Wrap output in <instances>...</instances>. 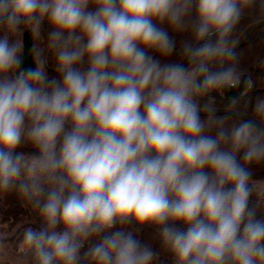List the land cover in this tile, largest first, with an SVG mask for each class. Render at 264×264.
<instances>
[{"label":"clouds","instance_id":"clouds-1","mask_svg":"<svg viewBox=\"0 0 264 264\" xmlns=\"http://www.w3.org/2000/svg\"><path fill=\"white\" fill-rule=\"evenodd\" d=\"M257 3L0 0V195L38 212L34 264H156L145 228L173 264H264V97L251 117L200 103L238 85L232 34Z\"/></svg>","mask_w":264,"mask_h":264},{"label":"trees","instance_id":"trees-1","mask_svg":"<svg viewBox=\"0 0 264 264\" xmlns=\"http://www.w3.org/2000/svg\"><path fill=\"white\" fill-rule=\"evenodd\" d=\"M264 13L260 10V5L257 3L252 8L246 10L245 15L236 26L232 39L234 41L240 36L244 29L256 21V19ZM264 20V19H261ZM260 20V21H261ZM167 27V25H164ZM47 23L44 25L42 36L46 39V33L49 31ZM4 34L3 30H0V36ZM169 34L176 40L177 50L179 52L180 45L184 40L190 39L187 32H173L169 29ZM22 39L24 44V63L25 66L32 65V59L30 54V48L33 43V37L31 33L24 30L18 37L13 39ZM43 43V41H41ZM178 52L174 53L169 59L175 60L178 58ZM236 52V63L239 73V82L236 87L226 89L220 92H212L209 96L200 99L201 105L211 104L215 108H230L242 113L253 115L252 106L258 97H264V26L252 29L241 41ZM158 55V54H154ZM162 62H164V59ZM48 71L50 75H56L52 70L51 64ZM235 100V104L230 106V100ZM226 114H217V117L224 116ZM202 118H206V115H202ZM237 116H233L232 119H236ZM214 134V133H213ZM28 151V149H23ZM253 178L252 180H264V164L252 165ZM19 198V197H18ZM253 201L256 199V195L253 196ZM20 210L18 212H12L4 214V218L11 222L15 220H27L24 222L23 231L29 227H35L40 223L38 212L29 203L25 202L21 198L18 200ZM3 215V214H2ZM264 216V212L260 213ZM139 238L153 247L154 250L160 253L159 259L156 264H173L170 254L161 248L159 239L155 237L152 229L145 228L140 234ZM87 245H85V249ZM84 251V250H82ZM26 264H34L30 256L25 255V251L22 253ZM82 264H88L87 259L82 260Z\"/></svg>","mask_w":264,"mask_h":264},{"label":"rangeland","instance_id":"rangeland-1","mask_svg":"<svg viewBox=\"0 0 264 264\" xmlns=\"http://www.w3.org/2000/svg\"><path fill=\"white\" fill-rule=\"evenodd\" d=\"M252 182L257 193L264 192V180H252ZM18 200V196L14 193L0 195V264H26L22 256L25 251L22 236L23 225L27 220L11 222L4 218V214L20 210Z\"/></svg>","mask_w":264,"mask_h":264},{"label":"water","instance_id":"water-1","mask_svg":"<svg viewBox=\"0 0 264 264\" xmlns=\"http://www.w3.org/2000/svg\"><path fill=\"white\" fill-rule=\"evenodd\" d=\"M264 26V20H261L259 23L253 22L252 24H250L249 26H247L244 31L240 34V36L238 37V39L236 40L235 44H234V50L236 51L241 43V41L243 40V38L254 28H258ZM216 113L217 114H226L227 112H236V113H242L240 111L234 110V109H230V108H215ZM247 117H251V115L246 114V113H242ZM202 115H206L205 113H202Z\"/></svg>","mask_w":264,"mask_h":264}]
</instances>
